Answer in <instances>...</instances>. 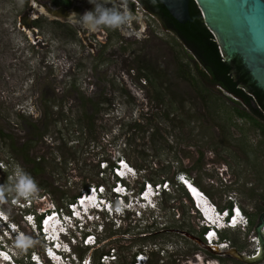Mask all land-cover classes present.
I'll return each mask as SVG.
<instances>
[{
  "label": "rangeland",
  "instance_id": "obj_1",
  "mask_svg": "<svg viewBox=\"0 0 264 264\" xmlns=\"http://www.w3.org/2000/svg\"><path fill=\"white\" fill-rule=\"evenodd\" d=\"M31 1L0 0V131L5 134H0V204L7 215L25 227L12 198L19 179L26 178L41 195L33 209L63 207L85 182H103L109 190L110 166L103 168L122 155L142 173L134 187L142 178L173 177L184 166L201 189L213 194L216 205L237 202L253 223L222 235L241 254H252L251 237L264 226V133L235 114L240 99L216 85L206 105L196 87L177 73L180 61H196L193 51L156 17H144L147 27L137 37L120 27L109 32L103 26L105 41L89 33L94 51L72 26V33L63 32L45 15L37 26L31 20L25 24ZM146 65L158 76L154 82L142 77L149 74L140 70ZM158 91L164 101L156 100ZM99 97L108 101L93 115L90 131L80 117L94 110L89 99ZM164 111L171 112L169 117ZM169 189L159 213L144 212L137 222L118 226V217L110 224L111 213L103 214L98 221L106 227L101 231L97 225V231L102 238L113 237L89 249L74 246L75 257L109 252L118 256L116 264H130L142 248L154 250L159 264H207L211 252L198 243L202 221L176 185ZM177 228L191 236H177ZM27 235L38 249L39 238L33 231ZM155 246L162 248L159 253ZM17 250L21 255L22 248ZM213 256L209 264H264V257L249 262L227 255L221 262Z\"/></svg>",
  "mask_w": 264,
  "mask_h": 264
},
{
  "label": "clouds",
  "instance_id": "obj_2",
  "mask_svg": "<svg viewBox=\"0 0 264 264\" xmlns=\"http://www.w3.org/2000/svg\"><path fill=\"white\" fill-rule=\"evenodd\" d=\"M108 2L111 3V0H108ZM89 3L93 5V8L85 10L80 14L78 20L79 25L88 31H94L100 25H106L111 28L121 27L125 25L132 16L130 9L126 10L123 7H109L105 3V0H89ZM221 54L223 55L222 52ZM119 158H124L129 162L124 156L118 155L113 158V164H115V160ZM112 165H110V169ZM141 174V172L138 173L137 169L136 172L117 176L115 179H112V182L109 185V190L111 196H115L114 201H116L112 202V207L110 204L108 208L97 206L91 197L87 199V195H85L84 199H78L85 190H89L91 186L98 185L100 183L98 182L90 184L86 189H82L81 192L76 194L74 200L66 202L63 207L54 206L51 208L46 207L41 209L39 207V209H33V203L37 199H40L39 196L41 195L35 191L33 185L29 183L26 178L19 179L16 184L17 193H15L12 198L15 199L14 205L20 211L19 213L22 217L21 223L23 222L25 227H21L18 220L10 218L0 204V264H95L93 255L83 256L77 259L75 257L77 254L74 250V246L83 244L86 249H89L98 246L101 243H104L106 239H109L100 237L96 227L97 225L102 226L101 231L106 227L104 226L106 224L104 221L102 225L100 224V221H98L103 214L106 216V214L111 213L110 216L108 215V222H110V224H114V219L118 217V226H121L122 223H126L127 220H130V222H128L129 225L134 220L137 222V220L144 219L143 215L140 216L137 214V210L149 213L152 212V214L159 213V204L162 203V195L170 190L162 188L160 194H158L154 193V189L149 188L143 196H140L145 182H151L148 179L145 180L142 178V183H140L139 188L134 187L140 181ZM177 174L175 179L180 183L182 180L180 176L177 177ZM117 181H119L121 185H127L129 188L134 187V191L131 192V189H129V191L121 192L120 186L113 189V185H115ZM195 186L205 192L196 183ZM193 192L195 193V191ZM118 195L123 196L125 200L118 202V199L116 198ZM103 196L105 197L106 194L104 193ZM212 202L211 199V203ZM232 202L233 206L235 201ZM113 203H119L121 207L116 210ZM71 204L74 205L71 206ZM206 206L208 207L209 214L215 218L214 216L216 214L212 211L213 208L210 207L211 204L209 203ZM230 209L220 217V221H223V225H220L219 222V227H215L218 232L217 241L222 242L223 240H228L222 237L223 232L229 229L240 228L242 225L240 222L241 219L238 220L237 218H235L237 221L233 220L232 223L229 224V221H231V218L228 216ZM239 209L241 212H237L240 216L243 214L247 215L240 206ZM193 210L196 211L201 221L203 217L202 213L205 215L206 212H204V210L198 211L194 207ZM219 210L222 211L221 209ZM234 222L235 224H233ZM89 224H93V228L88 229ZM206 224H209V222L202 220V226L205 227ZM27 230L30 232L33 231L39 238L38 241L40 244L38 249L31 246ZM201 241L203 242L202 244L208 248L207 250L215 255H219V253L226 250L230 253L236 250L234 248L229 250L231 241H229L227 246L225 245L221 250L213 248L205 238L204 240L201 239ZM251 241L254 243L255 250L250 255L256 256L261 251V243H263V241L258 235L257 240L254 241L251 237ZM198 243L201 244L199 241ZM20 247L23 250L21 255L20 253H17V251H19L17 248ZM154 249H157L155 252L159 253L158 248L155 247ZM144 252H146V250L143 251L142 248L137 249L130 264L135 259L139 260L140 264H149L150 254L151 252H154V250H149L146 253ZM236 252L238 254L237 257L242 255L244 258H247L246 255L241 254L239 251L236 250ZM141 253L143 256L140 257L139 255ZM117 257V255L116 257L111 256V253L109 252H100L98 264H116Z\"/></svg>",
  "mask_w": 264,
  "mask_h": 264
},
{
  "label": "trees",
  "instance_id": "obj_3",
  "mask_svg": "<svg viewBox=\"0 0 264 264\" xmlns=\"http://www.w3.org/2000/svg\"><path fill=\"white\" fill-rule=\"evenodd\" d=\"M148 1L150 8L159 13L165 23V26L169 30L174 31L177 35V38L180 39L181 43L186 45L189 49L193 51L196 61L203 67V70H199L197 62L192 58L191 60H188L189 62L180 61L177 68L178 75H180L183 80L190 82L193 86L196 87L200 95H202L203 102L206 105L211 102L212 99H210V95L213 94V89L205 82L209 75L211 84L219 86L224 91L240 99L239 103H241V105L234 107L235 114L240 118L252 121L253 124L260 127L261 131L264 133V90L255 85V82H253L250 72L245 67L244 63L242 62V59L238 55H235L232 58V62L221 54L220 44L212 33V31L209 29L208 25L205 23L197 3L194 0H190L189 10L191 20L180 22L172 16V14L168 11V9L160 0ZM34 24L38 25L37 21H35ZM191 63L194 66H192ZM234 66L236 67V73H234ZM152 67V65L140 67V70H146L149 72V74L143 75L149 82H154L158 79V76L155 74V71ZM246 86H249L250 89H246ZM162 95V92L158 91V97L156 100L164 101V99H162ZM89 100L91 105L94 106V110L91 113L83 112L82 117H80V119L81 121L85 122V126H87L90 130V126L93 125V121H95L93 115L98 114L102 108V104L106 103L108 100L103 97ZM169 113L171 112L167 113L164 111L163 115L165 117H169ZM47 114L48 110L46 108L42 110L43 119L47 118ZM0 134L5 135L2 131H0ZM11 146L13 147V144H11ZM22 153H24L23 150ZM24 155L27 161H31V159L28 158L27 154ZM200 155L202 156V153ZM176 159L178 158L176 157ZM101 161L108 162V160L105 159H102ZM197 165H199V163L196 162V165H194L192 168L196 167ZM97 166H99V163L97 164ZM178 172H184L188 177L193 178L190 174V169L181 166L174 172L173 177L161 176V178L158 179L148 177V180L153 183H158L162 181H168L169 183H173L174 185H176L178 191L182 192L184 196L186 195V197L190 199V207L193 209V203L188 192L183 187V185L178 183L175 179V176ZM193 180L195 181L194 178ZM90 184H94L93 181L83 183L81 189H86ZM196 184L199 186L198 183ZM8 190L9 188H7L6 190L7 193L9 192ZM207 194L211 199H214V196L210 191L207 192ZM75 196L76 195H74L71 199L67 200L66 202L74 200ZM251 196L253 195L251 194ZM231 206L232 204H230L229 206L227 205L225 207L217 205V207L221 210L230 209ZM251 220L250 224L253 223V220ZM129 231L130 230H127L124 235H128ZM186 231L188 230L177 228V236H181L184 239L187 238ZM203 231L204 227L198 235V237L202 240H204L202 233ZM113 235L114 234L110 233L105 238H111L113 237ZM222 237L224 239H227L223 235ZM132 249L133 247H129L130 251H132ZM210 254L215 255L212 253ZM154 256L155 254L151 252L149 264H159L157 259L158 257L154 258ZM216 256L222 262L223 258L219 257L218 255ZM94 262L95 264L99 263V255L94 257Z\"/></svg>",
  "mask_w": 264,
  "mask_h": 264
},
{
  "label": "water",
  "instance_id": "obj_4",
  "mask_svg": "<svg viewBox=\"0 0 264 264\" xmlns=\"http://www.w3.org/2000/svg\"><path fill=\"white\" fill-rule=\"evenodd\" d=\"M160 1L178 21L184 22L191 20L189 10L190 0ZM194 1L200 9L205 23L219 42L223 55L232 62V58L238 55L250 72L255 85L264 90V0ZM125 9H129L128 5L125 6ZM155 17L160 21L164 29H168L160 17L157 15ZM133 18L134 14L132 13L128 22L121 26V29L126 34L137 37L140 36L142 31L138 30L140 25L137 21L130 23ZM23 22L25 23V20ZM142 25H144L143 22ZM97 29L94 33H96L101 41H105L106 32L102 30L97 31ZM89 33L82 32V36L94 51H96L95 44L89 41ZM91 43L93 44L91 45ZM234 73H236L235 66ZM207 84L213 90L215 89L216 85L211 84V82ZM246 89H250V87L246 86ZM187 235L191 236L189 233ZM198 241L203 243L199 238ZM236 255L238 254L236 253ZM239 257L244 261H248L242 255H239Z\"/></svg>",
  "mask_w": 264,
  "mask_h": 264
},
{
  "label": "built area",
  "instance_id": "obj_5",
  "mask_svg": "<svg viewBox=\"0 0 264 264\" xmlns=\"http://www.w3.org/2000/svg\"><path fill=\"white\" fill-rule=\"evenodd\" d=\"M221 50V49H220ZM110 165H105L103 170L106 171L107 168H109ZM110 169V168H109ZM137 169L130 164L129 162H127L124 158H119L117 160H115V164L112 165L111 169H110V174L112 179H115L117 176H121V175H128L131 172H136ZM181 177V182L180 184L183 185V187L186 189V191L188 192L190 198L192 199V203H193V207L195 209H197L198 211L202 210L203 208L207 205V204H211L210 207L213 208L212 211H214V213L216 214L213 218L209 212H207L205 215L204 213H202V220L204 221H208L209 224H206L204 227V232H203V236L204 238L209 242V244L215 248L216 250L218 249H223L224 246L229 243L228 240H223L222 242L217 241L218 237H217V231L215 229V227H219V222H220V217L228 212V209L222 210L220 211L217 207V205H215L213 202L211 203V199L210 197L203 192L202 190H200L199 188H196L195 185V181L193 180V178L188 177L185 173L179 172L177 174V177ZM120 186V191L124 192V191H129V189H131L130 191H134V187L129 188L127 185L122 184L117 181V183L115 185H113V189L117 188ZM169 186H171V184L168 181H162V182H158V183H153V182H145L144 187L142 189V192L140 194V196H143L144 193L147 192V189L152 188L154 189V193H158L160 194V191L162 190V188H165L166 190H170ZM193 186L196 188L197 192H193V189L190 187ZM109 187V186H108ZM110 189V188H109ZM117 190V189H116ZM112 191V190H111ZM106 194V196L104 197L103 194ZM85 195H87V199L88 198H92L94 200V202L96 203L97 206L100 207H106L108 208V206L112 203L115 202L114 198L115 196H111L110 194V190H108V188L105 186V184L103 182H100L98 185H94L91 186L89 190H85L78 199H84ZM136 196V195H135ZM118 199V202H121L122 200H125V198L121 195H118L116 197ZM133 198V197H132ZM201 201V202H199ZM74 204H71V206H73ZM113 206L116 210H118L121 205H119V203L114 204ZM112 207V204H111ZM237 211H240L239 209V204H237V202H234V205L231 207V209L229 210L228 216L229 218H231L229 221V224L232 223L233 220H235V218H237L238 220H240V222L242 223L240 228H247L250 225V220L248 218L247 215L243 214L240 216V214H238ZM241 212V211H240ZM137 214L142 216L144 214V212L142 210H137ZM240 216V217H239ZM237 221V220H235ZM235 224V222L233 223ZM252 239L255 241L257 240V235H254L252 237ZM157 248V246H155ZM162 248H159L158 251H161ZM111 256L116 257V254H111ZM140 257L143 256V254L141 253L139 255ZM131 264H140L139 260H134Z\"/></svg>",
  "mask_w": 264,
  "mask_h": 264
},
{
  "label": "flooded vegetation",
  "instance_id": "obj_6",
  "mask_svg": "<svg viewBox=\"0 0 264 264\" xmlns=\"http://www.w3.org/2000/svg\"><path fill=\"white\" fill-rule=\"evenodd\" d=\"M105 3L109 7H123L124 9H125V6L128 5L129 9L134 14V18L130 21V23L137 21L138 24L140 25L138 30L142 31V32H144L146 27H147L145 24L144 17L149 18V16H152L155 18V15H157L163 21L162 17L159 15V13L150 8L148 0H111V3H109L108 0H105ZM29 6H30L29 12H28L27 16L24 17V19H23V20H25V24H27V25L30 23V20H31L32 23H30V25L31 26H37L34 24V22L37 21V23H38V17L45 15V16L49 17V19L51 20V22L53 24L60 25L63 29V32L67 31V32L72 33V30L69 29V27H68V26H70V27L72 26L75 29L74 34L77 31L81 34H82V32L83 33L90 32L92 34H95L94 33L95 30L94 31L85 30L78 23L80 14H82L85 10H90L93 8V5L91 3H89V0H34V1L30 2ZM41 8H43L45 11L44 12L41 11ZM36 14H38V15H36ZM142 22L144 23V25L141 26ZM163 23H164V21H163ZM38 25H39V23H38ZM103 26L110 32L109 29H111V27H108L106 25H100L99 27H102V29H101L102 31H104L103 29H105ZM120 29H121V27H120ZM98 30H100V29H97V31ZM90 39L91 38H89V41H91ZM92 44L93 43H91V45ZM142 77H144V76H142ZM145 79L146 78L144 77V80ZM256 127L261 130L260 127H258V126H256ZM256 233L261 238V240L263 241V243H261V245L263 244V249H264V226H260L256 230ZM262 236H263V238H262ZM232 248H233V245L231 243L229 250ZM223 252L224 251H222L221 253H223ZM225 252L226 253H225V255L222 256V258L224 256L231 255V256H229L231 259L236 260L234 257L240 259L239 257H237V255H235L234 252L230 253L227 250ZM211 256H212V258H209L207 260V262H206L207 264H209V262H213L214 256L213 255H211ZM218 256L221 257V255H218ZM261 256H260V258L263 259L264 250H263V257H261ZM217 259L220 261L219 258H217ZM223 259H222V262H223Z\"/></svg>",
  "mask_w": 264,
  "mask_h": 264
},
{
  "label": "bare ground",
  "instance_id": "obj_7",
  "mask_svg": "<svg viewBox=\"0 0 264 264\" xmlns=\"http://www.w3.org/2000/svg\"><path fill=\"white\" fill-rule=\"evenodd\" d=\"M41 11H45L43 8H41ZM195 186V185H194ZM192 189H193V191H195V192H197L196 191V188H198L197 186H195V187H193V186H190ZM199 202H201V201H199ZM203 210H204V212H208V207L206 206V207H204L203 208ZM220 225H223V221H220ZM234 253H237L236 251H233ZM263 254V250H262V248H261V251H260V253L258 254V255H256V256H252V255H247V260L249 261V262H256L257 260H259L260 259V256ZM243 257V256H242Z\"/></svg>",
  "mask_w": 264,
  "mask_h": 264
}]
</instances>
